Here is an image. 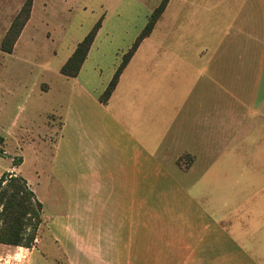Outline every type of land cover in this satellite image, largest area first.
<instances>
[{"label": "crops", "instance_id": "obj_1", "mask_svg": "<svg viewBox=\"0 0 264 264\" xmlns=\"http://www.w3.org/2000/svg\"><path fill=\"white\" fill-rule=\"evenodd\" d=\"M182 1L177 18L185 3L228 18L220 43L198 9L163 19L169 0L106 103L127 50L103 71L93 40L61 74L84 28L53 70L68 84L51 170L64 208L47 222L68 264H264V0ZM12 251L10 264H54Z\"/></svg>", "mask_w": 264, "mask_h": 264}, {"label": "rangeland", "instance_id": "obj_2", "mask_svg": "<svg viewBox=\"0 0 264 264\" xmlns=\"http://www.w3.org/2000/svg\"><path fill=\"white\" fill-rule=\"evenodd\" d=\"M25 1L0 0V42ZM159 2L36 0L33 23L14 52L0 49V135L3 137L0 175L6 171L22 175L43 204L42 222L34 246L56 264H65L66 256L47 220L64 208V196L51 177V170L60 119L68 99V84L55 81L53 70L81 31L84 28L89 31L99 19L103 28L95 35L94 51L101 59L103 71L110 68L116 56L129 49L132 37L143 28L149 13ZM185 8L183 15L177 18L178 12L183 10V1L180 5L179 0H173L163 19L184 20L188 13L198 9L199 33L220 43L228 18H220L222 12L194 9L193 4L185 3ZM173 11L175 14H171ZM209 24L217 25L216 29L208 27V30ZM48 85L51 88L46 90ZM19 157L21 164L13 166V160ZM13 247L0 244V264H10L22 257L13 253Z\"/></svg>", "mask_w": 264, "mask_h": 264}, {"label": "trees", "instance_id": "obj_3", "mask_svg": "<svg viewBox=\"0 0 264 264\" xmlns=\"http://www.w3.org/2000/svg\"><path fill=\"white\" fill-rule=\"evenodd\" d=\"M169 0H160L149 13L147 21L135 37L129 49L122 55L112 78L100 95L101 102L106 103L114 90L120 73L136 51L140 42L147 37L156 21L160 18ZM33 0H26L22 5L4 37L0 49L10 53L18 39L22 28L30 17ZM101 25L100 19L89 29L85 36L76 44L73 52L60 67L59 72L69 77H75L86 58L95 35ZM3 137L0 135V143ZM3 151L0 148V155ZM21 157L13 160V166L21 164ZM43 204L35 197L34 191L28 186L26 179L17 173L3 172L0 175V244L6 246H21L31 248L37 236V229L42 222ZM56 264V263H54ZM65 264H68L67 261Z\"/></svg>", "mask_w": 264, "mask_h": 264}]
</instances>
